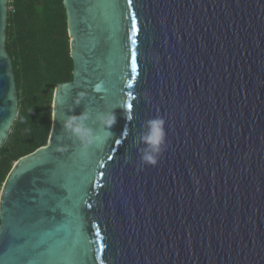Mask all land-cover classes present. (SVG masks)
<instances>
[{"label":"water","instance_id":"1","mask_svg":"<svg viewBox=\"0 0 264 264\" xmlns=\"http://www.w3.org/2000/svg\"><path fill=\"white\" fill-rule=\"evenodd\" d=\"M9 2L0 0V148L19 113ZM63 3L73 79L54 90L47 143L1 187L0 264H70L74 253L75 264H264V0H133L135 77L126 0ZM69 109L115 112L102 147L82 152L63 133ZM157 115L166 150L140 165L136 136Z\"/></svg>","mask_w":264,"mask_h":264},{"label":"trees","instance_id":"2","mask_svg":"<svg viewBox=\"0 0 264 264\" xmlns=\"http://www.w3.org/2000/svg\"><path fill=\"white\" fill-rule=\"evenodd\" d=\"M6 49L19 113L0 148V190L15 162L47 143L54 90L73 79L63 0H10Z\"/></svg>","mask_w":264,"mask_h":264},{"label":"clouds","instance_id":"3","mask_svg":"<svg viewBox=\"0 0 264 264\" xmlns=\"http://www.w3.org/2000/svg\"><path fill=\"white\" fill-rule=\"evenodd\" d=\"M103 87L102 84L96 85V90L99 91ZM87 96L85 91H80L74 97V103L80 104ZM52 119H56V113L53 112ZM131 114L129 113V118ZM99 124V131L93 128L88 122L91 119ZM116 114L112 111H100L93 113L87 109L76 114L69 109L68 114H65L62 120L63 133L69 138L75 140L82 152H87L89 149L100 148L103 143L110 137L111 127L116 123ZM166 121L163 116L157 115L145 120L139 133L136 136L135 143L138 144V155L140 165L156 166L161 158V155L167 147V131L165 128ZM58 150H64L58 146ZM128 158L126 157V162Z\"/></svg>","mask_w":264,"mask_h":264},{"label":"snow or ice","instance_id":"4","mask_svg":"<svg viewBox=\"0 0 264 264\" xmlns=\"http://www.w3.org/2000/svg\"><path fill=\"white\" fill-rule=\"evenodd\" d=\"M118 6V5H117ZM126 10H127V14L128 17L130 19V28L128 29V41H129V48H128V64L130 66L131 69V73L130 75L135 77L138 74V56H137V51L135 46L137 45L138 42V35L140 32V28H139V22L137 19V14L133 9V0H126ZM133 79H129L127 81V87L128 88H132L133 87ZM127 96L130 97V99L126 102L125 106L128 109L129 113H132L134 110V101L136 99V97L132 96V93L129 92L127 93ZM129 119H132V116L129 117ZM116 144H120L121 141L119 139L115 140ZM109 159H113L112 157H109ZM101 167H104V165H101ZM101 175H104V173H100ZM74 211V209H73ZM100 245V249H103V243L99 241H97ZM99 258V257H96ZM78 259V255L77 254H73L69 257L70 260V264H75L76 260Z\"/></svg>","mask_w":264,"mask_h":264}]
</instances>
